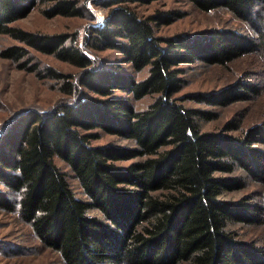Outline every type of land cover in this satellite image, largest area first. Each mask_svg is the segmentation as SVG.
I'll return each mask as SVG.
<instances>
[{"label": "trees", "instance_id": "1", "mask_svg": "<svg viewBox=\"0 0 264 264\" xmlns=\"http://www.w3.org/2000/svg\"><path fill=\"white\" fill-rule=\"evenodd\" d=\"M38 1L0 0V35L81 72L70 77L47 68L45 77L70 99L43 115L20 117L1 136L0 184L18 199L16 204L0 193V209L14 212L16 204L20 221L63 264H264L263 248L237 241L230 231L237 223L264 224V205L221 199L223 192L244 185L240 178L215 175L238 167L264 182V154L252 147L264 144V124L240 137L230 134L239 129L235 120L221 130L202 131L199 122L214 115L184 105L190 100L227 106L257 89L238 80L215 92L177 96L183 65L224 66L251 53L264 54V24L257 25L253 13L264 0H186L202 12L228 11L250 24L255 39L229 29L158 36L154 25L168 24L178 13L141 16L136 11L135 5L156 0L102 1L103 7L114 6L102 22L87 29L84 47L117 51L122 63L145 73L141 79L95 64L72 44L75 38L67 43L72 36L10 26ZM52 2L47 15L83 17L77 0ZM26 54L15 46L1 53L15 61ZM146 97L151 102L135 110L130 100ZM94 129L135 147L91 146L94 135L84 132ZM56 159L70 169L87 200L75 197ZM133 159L141 160L125 167L115 164ZM93 209L102 219L88 214Z\"/></svg>", "mask_w": 264, "mask_h": 264}, {"label": "rangeland", "instance_id": "2", "mask_svg": "<svg viewBox=\"0 0 264 264\" xmlns=\"http://www.w3.org/2000/svg\"><path fill=\"white\" fill-rule=\"evenodd\" d=\"M77 1L79 2L78 7L82 8L83 5V17L47 15L45 12L48 11L53 2L52 0H40L24 18L11 23L10 26L33 33L72 36L67 43L70 44L75 38L72 44L82 49L88 57H91L92 61H96L95 64L107 70L131 75L133 78H143L145 73H136L128 64L122 63L121 55L117 51H91L84 47L83 41L87 35V29L102 22L108 8L114 5L103 7L101 3L104 0L96 2H93L94 0ZM135 6L136 11L141 16H148L154 11L178 13L177 16L172 17L168 24L154 25L155 34L158 36L193 34L209 29H229L240 34H246L250 38H256V33L250 24L238 20L222 8L202 12L195 9L186 0H156L149 4ZM253 13L256 24H264V3L256 8ZM12 46L21 47L29 54H26L19 61L3 58L1 53ZM27 55H29V60ZM20 64H25V68H19ZM33 65L36 68L30 72L28 69ZM182 67L184 72L182 75L183 86L177 94L178 97L190 93L215 92L238 80L253 86L258 91V93L249 92L245 100H239L227 106H210L190 100L184 101L186 107L214 115L211 120L199 122L202 131H218L226 123L235 120L239 129L230 134L240 137L242 132L249 128L264 124L263 52L242 56L224 66L197 62ZM47 68L69 74L70 77L81 72L74 66L63 63L52 56L29 49L8 35H0V138L5 132L8 133L10 127L14 129L20 117L29 113L43 115L51 111L57 104L70 99L63 96L58 89L59 84L55 80L45 77ZM116 94L121 93L116 92ZM151 100V97H146L139 101L130 100V102L135 110H143ZM19 125L21 126L22 123ZM84 134L94 135L90 141L91 146L135 147L132 142L107 134L101 129L87 131ZM252 147L264 154V144L256 143ZM137 160L141 159L117 161L115 164L119 167H125ZM54 162L65 173L75 197L82 201L87 200L70 169L58 159ZM215 175L240 178L244 185L242 188L223 192L221 199L232 202L245 199L251 203L264 205V182L259 181L250 173L248 174L244 169L235 167V170L230 174L216 173ZM0 193H5L8 199L13 202L18 199L16 193L1 184ZM16 204L14 205V212L0 209V264H63L58 253L43 246L30 226L20 221ZM88 214L102 219L98 210H90ZM230 231L235 234L237 241L264 249V224L249 226L237 223L231 226Z\"/></svg>", "mask_w": 264, "mask_h": 264}]
</instances>
